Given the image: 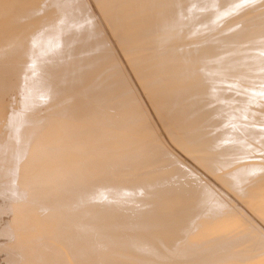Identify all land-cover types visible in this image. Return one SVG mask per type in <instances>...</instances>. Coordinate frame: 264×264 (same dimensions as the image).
Returning <instances> with one entry per match:
<instances>
[{"label": "bare ground", "instance_id": "6f19581e", "mask_svg": "<svg viewBox=\"0 0 264 264\" xmlns=\"http://www.w3.org/2000/svg\"><path fill=\"white\" fill-rule=\"evenodd\" d=\"M243 208L264 0H0V264H264Z\"/></svg>", "mask_w": 264, "mask_h": 264}, {"label": "rangeland", "instance_id": "374dc122", "mask_svg": "<svg viewBox=\"0 0 264 264\" xmlns=\"http://www.w3.org/2000/svg\"><path fill=\"white\" fill-rule=\"evenodd\" d=\"M89 3H90V5H91V7H92V9L93 10H95L96 11V7H95V5H94V3L93 2H91V1H89ZM230 18V17H229ZM228 19H226V21H227ZM140 95L142 94L141 92L139 93ZM140 98L142 99V101L143 102H145V97L144 96H140ZM149 108V107H148ZM149 110H150V108H149ZM150 113H151V115H152V112L150 111ZM155 119V118H154ZM157 120H155V122H156ZM156 124V127H157V129L160 131V133H162L161 135H163L162 137H164L163 138V142L167 145V146H171L170 147V149H172V150H174V152H176V153H178V156H180L181 157V155L182 154H180L181 152H178L179 150H177L176 148L174 149L173 147L174 146H172L169 142H168V140L166 139V137L164 136V134H163V132H162V129H161V127H160V124L158 123V121L155 123ZM161 129V130H160ZM180 154V155H179ZM182 159H183V161L186 163V164H188L189 166H191L192 164H193V160L191 159L190 161H189V159H187L185 156L184 157H181ZM186 161H188V162H186ZM192 161V162H191ZM192 167H195V166H193L192 165ZM205 170H203V171H200L199 170V172H201L200 174L202 175V173H203V177L204 178H206V177H208V178H210L211 179V181H210V179H208V178H206V180H208V181H210V182H213V184H214V179H212V176H210V174H209V172H204ZM207 174L206 175V177H205V174ZM209 174V175H208ZM216 184V183H215ZM229 194V193H228ZM227 195V194H226ZM241 206H242V204H241ZM245 211H247V209L246 208H243ZM247 214H248V216L253 220V222H254V225L261 231V232H263L264 233V225H262L260 222H259V220L257 219L258 217L257 216H255V215H253V214H251V213H249L248 211H247ZM257 217V218H256ZM255 218V219H254Z\"/></svg>", "mask_w": 264, "mask_h": 264}]
</instances>
